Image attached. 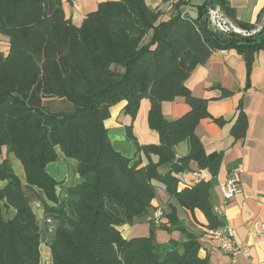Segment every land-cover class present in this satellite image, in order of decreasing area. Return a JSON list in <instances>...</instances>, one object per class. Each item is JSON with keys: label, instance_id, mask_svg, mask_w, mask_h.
I'll return each instance as SVG.
<instances>
[{"label": "trees", "instance_id": "trees-1", "mask_svg": "<svg viewBox=\"0 0 264 264\" xmlns=\"http://www.w3.org/2000/svg\"><path fill=\"white\" fill-rule=\"evenodd\" d=\"M208 4L191 18L179 11L187 3L177 2L174 14L165 18L144 0L105 1L76 27L61 0H0V34L9 41L8 52L0 53V181L6 183L0 189V264H40L33 198L57 222L49 242L51 264H208V256H199V236L178 224L171 205L164 216L171 227L163 229L179 231L182 241L160 246L153 232L125 239L119 230L147 214L156 184L193 219L199 211L205 233L224 226L213 201L222 154H207L194 131L202 120L218 126L226 122L212 118L208 101L193 97L184 83L212 53L234 50L244 60L247 90L254 56L264 53V7L251 25L236 20L217 0L239 28L260 26L255 35L241 37L213 31ZM220 90L222 97L232 94ZM55 98L72 110L50 111L44 100ZM176 98H183L189 111L168 121L162 103ZM144 99L147 125L158 143L138 144L127 126L126 139L134 143L138 159L126 158L112 147L104 122L120 102L134 120ZM247 125L239 102L230 128L235 141L245 137ZM184 141L187 154L177 157L176 147ZM3 148L20 162L24 185L1 159ZM59 153L76 162L79 177L67 189V202L58 198L59 184L46 170ZM192 162L211 178L179 189L177 176L190 172ZM163 166L166 172H160Z\"/></svg>", "mask_w": 264, "mask_h": 264}, {"label": "crops", "instance_id": "crops-1", "mask_svg": "<svg viewBox=\"0 0 264 264\" xmlns=\"http://www.w3.org/2000/svg\"><path fill=\"white\" fill-rule=\"evenodd\" d=\"M105 1L111 0H61L65 16L76 27L81 25L88 13L96 9L98 3ZM144 1L148 8L161 11L165 18L174 14V0ZM208 1L189 0L187 5L179 8V11L182 15L196 18L198 7ZM223 1L233 11L236 20L251 25L257 22L258 15L264 7V0ZM8 49V38L0 34V53L6 54ZM245 84L244 60L234 50L227 51L226 54L222 51L212 53L208 61L204 65L196 67L184 83L193 97L208 101L207 112L212 118L222 119L226 122L225 125L218 126L209 119L202 120L194 132L207 154L213 152L222 154L219 172L214 180V206L221 210V215L218 216L223 225L231 230L235 243L249 248V257L244 256L241 252L234 257L222 253L218 249V242L209 238L205 229L200 226L205 224L202 214L195 211L194 221L190 212L180 208L176 200L169 197L157 184L155 185L156 196L147 214L142 218L135 219L131 226L124 225L119 228L123 238L148 237L150 232H153L155 241L160 246L170 240H184V236L179 231L172 230L168 233L163 229L164 226L171 227L166 218L160 226L154 225L150 221L157 209L167 214L169 213L168 206L171 205L176 209L178 224L199 236L201 244L199 256L202 258L208 256V264H264V237L256 240L252 227V223L255 221L264 224V53L262 51L254 56L250 87L247 90H245ZM220 89L232 94L229 97H222ZM239 102L242 103L248 125L245 137L235 141L230 135V128ZM124 104V102H120L110 108L109 118L104 122V126L107 129L112 147L124 157L136 160L138 155L135 145L133 142L127 141L125 128L131 127L132 134L140 145L157 144L158 135L151 131L147 125L148 100L144 99L140 102L134 120L125 115ZM161 109L164 118L168 121H174L189 111V107L183 98L164 102ZM187 151L188 143L184 141L176 147V156H185ZM13 157V154L6 153V148L2 149L1 159H6L9 162L14 174L24 185L23 168ZM238 168L241 169L243 193L230 202L222 204L218 184L225 180L231 171ZM46 170L59 184L56 188L58 198L67 202V189L79 183L76 162L65 159L59 153L58 161L47 165ZM159 170L166 172L168 166L160 167ZM190 170L188 173L177 176L179 189L193 186L200 180L207 181L211 178L206 171H200L193 162L190 163ZM5 184V182L0 181V189ZM34 214L41 230L40 258L43 257V264H51L49 242L53 239L57 222L48 218L43 209L35 211ZM47 220L50 221V224L46 222ZM51 226L54 229L52 231H50Z\"/></svg>", "mask_w": 264, "mask_h": 264}, {"label": "built area", "instance_id": "built-area-1", "mask_svg": "<svg viewBox=\"0 0 264 264\" xmlns=\"http://www.w3.org/2000/svg\"><path fill=\"white\" fill-rule=\"evenodd\" d=\"M188 1L189 0H174V4H176L177 2L187 3ZM207 22L209 27L213 31L221 34H234L241 37H249L255 35L260 30V26L252 31H246L239 28L223 13L221 8L217 5H215V7H213L212 9L208 8ZM222 52L226 54L227 51L223 50ZM218 190L221 196L222 204H226L235 197L242 195L243 188L241 183V169L238 168L231 171L226 176L225 180L220 181L218 184ZM214 211L217 215H221V210L217 206H214ZM164 216L165 214L163 213V211L157 209L150 221L154 225L160 226L161 224H163V221L165 219ZM46 222L50 224L49 220H47ZM252 227L254 229V237L256 240H260L262 237H264L263 223L255 221L252 223ZM52 230L54 229L51 226L50 231ZM207 235L212 240H216L218 242V249L222 253L234 257L237 253L241 252L244 254V256L249 257V248L236 244L232 237V232L228 227L223 226L217 231H209L207 232Z\"/></svg>", "mask_w": 264, "mask_h": 264}, {"label": "rangeland", "instance_id": "rangeland-1", "mask_svg": "<svg viewBox=\"0 0 264 264\" xmlns=\"http://www.w3.org/2000/svg\"><path fill=\"white\" fill-rule=\"evenodd\" d=\"M44 105H47L50 108V111L57 112V111H71L72 105L62 99H47L44 101ZM69 109V110H68ZM14 158V157H13ZM16 160V159H14ZM16 162L20 165V162L16 160ZM31 208L35 212L39 209H42L40 202L35 198L31 199ZM44 260L43 257L40 258V264H43Z\"/></svg>", "mask_w": 264, "mask_h": 264}, {"label": "water", "instance_id": "water-1", "mask_svg": "<svg viewBox=\"0 0 264 264\" xmlns=\"http://www.w3.org/2000/svg\"><path fill=\"white\" fill-rule=\"evenodd\" d=\"M215 5H217V0H209L208 8L212 9L213 7H215ZM258 38H259V36L254 38V40H256Z\"/></svg>", "mask_w": 264, "mask_h": 264}]
</instances>
